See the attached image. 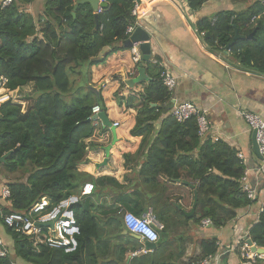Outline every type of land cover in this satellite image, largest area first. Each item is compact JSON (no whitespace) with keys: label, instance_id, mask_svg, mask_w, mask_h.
<instances>
[{"label":"trees","instance_id":"trees-1","mask_svg":"<svg viewBox=\"0 0 264 264\" xmlns=\"http://www.w3.org/2000/svg\"><path fill=\"white\" fill-rule=\"evenodd\" d=\"M78 1L48 0L44 16L38 23L41 29L25 12L26 6L34 0H13L9 6H0V78L7 80L5 87L10 91L29 84H33L35 89V98L25 113L22 105L13 101L0 105V168L5 167L12 173L25 170L24 175L29 174L27 182L19 179L8 183L11 195L7 204L2 202L4 212L27 213L44 197L56 205L71 195H81L87 183L95 182L93 193L83 197L74 208L81 229L76 252L66 254L43 244L35 246L33 237L20 235L0 221L13 237L15 252V259L9 253L5 258L0 257V264H18L17 260L26 264L125 262L127 249L123 248L122 254L112 256L118 251L117 246L109 249L102 236L104 230L98 216V200L102 193L96 189V184L102 179L97 180L80 168L87 165V154L95 146L90 142L98 133L97 122L88 120L93 116V107L102 102L94 98L92 91H85L90 69L105 61L100 57L107 48L111 50L105 52L106 56L120 50L117 44L124 45L128 39V27L137 23L132 10L138 0H106L108 7L98 13L97 30L96 12L88 3L75 11ZM208 1L189 0L188 4L193 11H199ZM234 1L251 4L246 11L239 13L228 10L218 13L213 19L205 17L197 22V29L200 34H205V43L215 50H226L236 32L241 36L255 33L253 40L239 41L229 51L239 58L243 66L264 74V0ZM72 73L79 81L72 79ZM161 74L162 70H159L153 80L144 83V92L141 93L143 107L136 116L129 118L130 122L134 119L131 134L144 135V148L150 144L147 164L154 169V175H165L183 186L188 183L191 210L196 195L198 204L195 216L188 219L170 199H153L151 206L160 207L159 211L153 208L156 213L153 214L164 225L165 233L170 230L168 225L171 223H174V228L179 226L181 217L187 222L196 220L199 224L210 219L212 227L221 228L235 219L238 211L254 203L243 190L246 165L238 153L223 141L201 139L195 117L179 123L172 116V111H167L166 106L172 96L164 87ZM77 88L76 96L71 100L69 96H74L73 90ZM152 104H157V107ZM101 110H105V106ZM163 115L164 120L156 130L154 123ZM108 129H100L97 136L109 133ZM155 132L156 137L151 142L148 134L150 138ZM8 153L12 154L1 161ZM134 191L140 189L135 187ZM120 224L121 232L125 225ZM248 240L258 248H264V206ZM246 243V240L242 241L236 249L241 262L264 264V259L245 257L243 246ZM200 245L202 251L196 262L219 252L216 239L203 240ZM149 254L134 258L130 264H177L160 261L157 256Z\"/></svg>","mask_w":264,"mask_h":264},{"label":"crops","instance_id":"crops-1","mask_svg":"<svg viewBox=\"0 0 264 264\" xmlns=\"http://www.w3.org/2000/svg\"><path fill=\"white\" fill-rule=\"evenodd\" d=\"M47 1L34 0L25 8V12L35 19L39 29L41 28L38 23L40 17L44 16ZM138 2L140 8L136 17V28H143L151 37L150 61L144 63L142 56V62L136 64L131 48H126L123 43L117 44L120 50L106 56L105 52L111 50L107 48L100 57V60L105 58V61L90 69V80L85 86L86 92L92 91L94 98L104 103L105 110L101 112L106 113L113 125L119 123L116 127L115 144L110 129L109 133L103 136H97L96 133L94 140L98 147L89 151L92 163L80 168L95 179H102V182L98 181L96 184V189L102 193L98 200V216L104 222L103 230L107 231L113 226L114 218L124 224L125 212L142 218L153 213V199H170L173 205L180 207L184 215L185 212L191 211V206L187 207L190 197L189 184L184 183L183 186L181 182L171 181L165 175L155 176L154 169H150L147 164L150 144L144 148V135L131 134L134 119L130 122L129 118L136 116L143 107L141 93L144 92V83L153 80L159 70L168 71L178 79L172 100L178 103L191 102L207 113L211 126L207 137L213 141H223L230 149L243 156L242 160L247 169V185L257 191L258 199L245 210L238 211L235 219L218 229L212 226L204 228L202 222L191 223L186 226L187 229L170 228L155 250H147L145 241L136 238L125 228L119 235L115 233V238L109 241L118 248L112 256L115 257L116 253L122 254L121 249L125 248L127 252L123 264H130L134 258L149 253L150 256H157L160 261L193 264L202 251L200 242L216 239L219 252L215 255L214 264H243L235 247L241 239L249 237L252 226L258 222L262 212L260 204L264 189V167L262 160L254 152L253 132L240 112L248 111L264 120V74L255 68L243 66L239 58L227 49L215 50L209 47L196 24L205 17L213 19L222 11H246L251 2L209 0L199 11H193L188 0ZM39 36L41 38L42 34ZM141 68L145 69L149 80L134 86L129 85V81L139 77ZM5 84L4 81L0 82V98L10 96L11 101L19 95L20 100L16 101L19 105L25 103L22 99L28 90L35 91L33 84L15 91L8 90ZM73 91L75 95L69 96L71 100L75 98L78 88ZM116 95H119V98ZM171 102L166 106L167 111L173 109H170ZM163 120L164 115L154 123L156 130L160 128ZM96 122L97 131L106 128L100 120ZM155 137L156 132L150 138L148 134L151 142ZM112 144L108 164L103 166L106 159L104 149ZM28 177L29 174L25 176L24 181H20L27 182ZM19 178V171L12 173L5 167L0 168V196L3 187L18 181ZM134 186L140 191H134ZM2 234L3 230L0 228L1 239Z\"/></svg>","mask_w":264,"mask_h":264},{"label":"built area","instance_id":"built-area-1","mask_svg":"<svg viewBox=\"0 0 264 264\" xmlns=\"http://www.w3.org/2000/svg\"><path fill=\"white\" fill-rule=\"evenodd\" d=\"M75 1V0H72ZM106 0H102V2ZM13 0H0V6H9ZM140 5L139 2H135L134 8L132 10V15L137 17ZM99 9L98 13H101ZM136 25L129 26L127 29L128 38L131 37ZM205 34L202 33V36ZM133 59L136 64L142 62V53L139 48V44H134L131 48ZM134 73H131L133 75ZM161 80L164 87L173 97L176 90L178 79L168 71H163L161 74ZM7 83L6 79L0 78V82ZM10 96H5L0 98V105L10 101ZM93 115L101 113V108L96 105L92 109ZM241 117L247 123L249 129L252 132H256V141L259 146V152L262 156V163L264 167V120L256 114L250 113L248 111H241ZM172 116L179 122L184 123L188 119L195 117L197 119V124L199 127V136L201 139H207V135L211 130L210 122L207 119V113L201 110L197 105L191 102H175L172 109ZM115 127L119 126V123L114 124ZM215 139L214 142H218ZM239 158L243 159L241 154L238 155ZM243 190L247 193L250 201L255 202L258 199V193L256 190L250 188L247 185L246 175L242 179ZM94 191V185L87 183L81 195H71L58 204L53 205L51 200L47 197L42 198L39 202L34 204L27 213H9L4 212L3 203H8L10 198V190L5 187L0 196V221L4 223L12 231L34 238V245H45L50 249L63 250L66 254L74 253L79 248V237L81 235V229L77 221L75 206L79 204L81 199L85 196H90ZM261 207L264 206V189L261 193ZM260 217V216H259ZM123 222L126 230L136 236H139L143 241L157 244L160 240L159 230L163 227L158 222L157 218L153 213H149L145 217H138L131 212H125L123 214ZM155 225L159 228L157 229ZM202 226L207 228L212 226L210 219H205L202 221ZM246 239V244L243 246L245 257L250 260H255L257 257L264 259V248H258L256 245L251 243ZM244 240H240L238 245L235 247L237 249L240 243ZM262 250L263 252H259ZM9 254L8 249L4 245L2 239L0 238V257L5 258ZM216 260L215 256H209L206 259L196 262L193 264H214Z\"/></svg>","mask_w":264,"mask_h":264},{"label":"water","instance_id":"water-1","mask_svg":"<svg viewBox=\"0 0 264 264\" xmlns=\"http://www.w3.org/2000/svg\"><path fill=\"white\" fill-rule=\"evenodd\" d=\"M189 2V0H188ZM90 4L93 8V10L96 12L95 15V21H96V30L99 28V17H98V11L99 9L103 10L106 9L108 7L107 2H102V0H80L76 3L75 6V11L78 9V7L82 4ZM95 30V31H96ZM255 37V33H252L248 36H241L238 32H236V35L233 39V41L231 42V44L227 47V50L230 49L231 46H233L234 44H236L239 41H251L253 40ZM134 44H139V48L140 51L142 53L143 56V62L144 63H148L150 61L151 58V48H152V43H151V37L150 35L141 27H137L133 34L131 35L130 38H128L125 42H124V46L126 48H132ZM148 77L146 76V71L145 69L141 68L139 69V77L137 79L131 80L129 81V85L134 86L142 81H148ZM175 100H172L171 102V106L170 109H172L174 107L175 104ZM153 107H157V105L153 104ZM96 120H100L103 124V126L109 128L114 136V143L117 141V128L113 125V123L108 119L107 115L105 112H101L97 115H93L88 122L91 121H96ZM112 145H109L108 147H106L105 153H106V159L103 162V166H106L108 164V160L110 158V154H111V150H112ZM253 148H254V152L255 154L262 160V156L259 152V146L257 144L256 141V132H253ZM12 153H8L6 154L1 161H4L8 156H10ZM198 204V197L197 195L195 196V201H194V208L190 211V212H185V215L188 219H192L195 216V212H196V207ZM136 238H140L139 236H136ZM146 243V248L147 250H155L157 248V244L155 243H150V242H145ZM259 252H263L262 250H259Z\"/></svg>","mask_w":264,"mask_h":264},{"label":"rangeland","instance_id":"rangeland-1","mask_svg":"<svg viewBox=\"0 0 264 264\" xmlns=\"http://www.w3.org/2000/svg\"><path fill=\"white\" fill-rule=\"evenodd\" d=\"M72 75H73V78L72 79H74L75 80V82L76 81H79V79H78V77H77V75L76 74H73L72 73ZM25 91H27V90H25ZM116 94H118V93H116ZM25 97L22 99V101H25V103H23V105H22V108H23V113H25L26 111H27V109L29 108L28 107V105L30 104V101L31 100H33V98H35V91H32V90H28L27 92H26V95H24ZM117 96V98H119V95H116ZM13 100H11V101H13V103H15L16 104V101H19L20 100V97H19V95H16L14 98H12ZM98 104H100V103H98ZM97 104V105H98ZM100 106V108L102 107V106H104V103L103 102H101V104L99 105ZM99 131L100 130H98V133H99ZM95 141L96 140H94V141H92V142H90L91 144H94L95 146H93L89 151H93V150H96L97 149V147H98V144H96L95 143ZM87 160H88V163L87 164H90V163H92V160H91V158H90V155H89V152H88V154H87V158H86ZM25 171V170H24ZM24 171L23 170H21L20 172H19V179L20 180H22V181H24V178H25V176L26 175H24ZM92 176V175H91ZM93 177V176H92ZM19 179H17V180H19ZM92 184H94L95 185V182H91ZM6 187H8V186H6ZM5 187H3V189H4ZM3 189H2V191H3ZM157 206V205H156ZM153 207V208H156L157 209V211H159L160 210V207ZM190 206V204L188 203V205H187V207H189ZM154 212V211H153ZM174 213V212H173ZM154 214H156L155 212H154ZM102 220V219H101ZM101 223H102V226L104 227V222H103V220L101 221ZM160 223V222H159ZM179 223V222H178ZM191 223H195V224H198L197 222H196V220H192V221H189V222H187V220L186 219H184V218H182L181 217V220H180V225L179 226H177V227H175V228H186V226H188V225H190ZM174 223H171L170 225H168V228L170 227H172V226H174L173 225ZM160 225H162V229L161 230H159V232H160V236H161V238L164 236V237H166L167 236V234L165 233L166 231V229L164 228V225L163 224H161L160 223ZM155 227L157 228V229H159L156 225H155ZM0 228H2V230H3V234H2V241H3V243H4V245L6 246V248L9 250V253H10V257L12 258V259H15V252H14V244H13V237H12V235L11 234H9L8 232H6V230L4 229V227L1 225V227ZM111 228V229H110ZM110 228H108V230L107 231H103V234H102V236H103V239H106V240H108V245H109V249H112V247L114 246V245H112V244H110L109 243V241L112 239V238H115V233H117L116 235H119L120 234V223H119V221L118 220H116V218H114L113 219V226H110ZM172 228H174V227H172ZM187 229V228H186ZM113 230V231H112ZM165 231V232H164ZM188 231V230H187ZM118 249V248H117ZM111 256V255H110ZM17 263L18 264H26V263H23V262H21L20 260H17Z\"/></svg>","mask_w":264,"mask_h":264}]
</instances>
